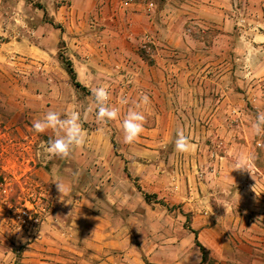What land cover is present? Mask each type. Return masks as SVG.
Here are the masks:
<instances>
[{
	"label": "crops",
	"instance_id": "1",
	"mask_svg": "<svg viewBox=\"0 0 264 264\" xmlns=\"http://www.w3.org/2000/svg\"><path fill=\"white\" fill-rule=\"evenodd\" d=\"M146 1L151 11L144 0L127 6L123 0H0V107L8 91L14 101L23 90L53 98L62 89L75 98L79 88L58 69V46L64 44L86 95L107 85L111 93L149 97L142 105L144 126L155 127L157 135L143 141L159 149L172 142L175 163L167 173L159 161L154 172L155 150H143L139 168L132 144L120 142L124 172L147 180L148 195L170 208L142 231L148 241L140 250L121 240L108 243L116 250H103V235L113 232L74 216L84 228L86 249L23 250L19 264H264V169L249 165L264 142L252 128L264 114V0ZM147 40L152 52L143 57ZM67 104L71 108L75 101ZM179 131L191 151L175 149ZM5 134L0 130V138ZM210 142L222 147L207 168L198 164L206 162ZM231 159H244L246 169H234ZM118 201L112 198V205ZM11 253L1 252L0 264Z\"/></svg>",
	"mask_w": 264,
	"mask_h": 264
},
{
	"label": "rangeland",
	"instance_id": "2",
	"mask_svg": "<svg viewBox=\"0 0 264 264\" xmlns=\"http://www.w3.org/2000/svg\"><path fill=\"white\" fill-rule=\"evenodd\" d=\"M58 47V69L68 75L66 66L59 57L62 54L66 58L64 44H59ZM142 53L145 56L148 52L142 49ZM32 66L37 67L36 64ZM42 66L36 70L40 76L45 72ZM29 77L30 73L25 74L22 81L25 90L30 86ZM76 92L74 98V95L61 89L59 95L48 98L46 94L37 92L30 95L23 90L21 96L17 94L14 101L10 100L13 94L8 91L6 102L0 107V119L5 121L0 130L6 132V136L0 138V253L11 251L13 254H10L11 259L5 261L6 264H19L17 257H20L23 250L86 249L84 228L75 224L74 216H84L86 226L97 224L103 231L113 232L103 235L102 241L107 244L103 246V250H116L108 243L113 241L116 244L120 240L124 241L128 249L140 250L144 242L148 241H144L142 236L145 227L162 215L169 214L167 210L170 208L166 209L161 205H165V202L158 195H150L149 201L145 202L143 194L147 193V180L131 177L130 173L124 172L120 159L122 153H119L122 150L120 142H124L121 126H112L111 120H98L93 94L86 95V91L80 88ZM109 93L108 104L117 107L121 117L139 99L136 96ZM122 97L128 98V105L119 103ZM69 100L75 101L71 108L67 104ZM139 110L143 111L142 105ZM48 111L60 113L62 119L72 111L79 114L86 143L72 150L68 157L50 156L46 147L54 138V133L51 130L37 133L32 128V123L41 119ZM12 124L15 126H10ZM155 129L144 126V132L135 142L130 143L134 152L132 161H138V167L141 168L142 157L138 154L143 150H155L152 153L155 154L154 158L151 157L150 160L152 171L158 173V163L161 161L160 168H166L167 173H170L175 166L169 157L173 143L165 149H159L143 141L148 140L149 136L153 138L157 135L153 132ZM102 136L107 145L102 144ZM206 146L209 152L207 160L198 165L212 168L218 160L216 153L221 154L218 150L222 145L210 142ZM257 148L258 159L252 160L253 164L249 165L264 169V142L257 145ZM115 156L118 158L115 159ZM236 161L230 160L233 166ZM253 180L248 182L254 184ZM56 183L67 187L69 191L60 193ZM110 184L115 187L113 191L107 187ZM261 197L264 198V195ZM112 198L120 200L118 207L112 205ZM22 210H26L33 221L17 220V215ZM233 213L237 217L239 210ZM262 223L259 226L264 229V221ZM15 224L19 225V231H16L18 226ZM117 234L120 238H115ZM207 259L206 256L204 263Z\"/></svg>",
	"mask_w": 264,
	"mask_h": 264
},
{
	"label": "clouds",
	"instance_id": "3",
	"mask_svg": "<svg viewBox=\"0 0 264 264\" xmlns=\"http://www.w3.org/2000/svg\"><path fill=\"white\" fill-rule=\"evenodd\" d=\"M93 96L97 105V119L100 121H119L123 139L125 143L135 142L139 136L144 132L145 114L140 111L141 105H148L150 103L147 95H141L138 101L133 102V106L129 107L120 119V110L117 107L108 104L110 93L107 85H103L93 89ZM121 105H128L129 100L122 97ZM32 128L37 133H45L51 130L54 133V138L51 139L46 147V151L50 156H57L61 158L68 157L72 150L82 147L86 143V137L80 123L79 114L72 111L61 118L60 113L55 111H48L41 119H37L32 123ZM252 128L254 134L264 135V114L257 116ZM193 145L182 131L177 133L175 140V149L180 153L189 152ZM250 158V157H248ZM234 169H246L245 160H237ZM60 193L68 192L69 189L62 184L56 183ZM16 231H19V225Z\"/></svg>",
	"mask_w": 264,
	"mask_h": 264
},
{
	"label": "trees",
	"instance_id": "4",
	"mask_svg": "<svg viewBox=\"0 0 264 264\" xmlns=\"http://www.w3.org/2000/svg\"><path fill=\"white\" fill-rule=\"evenodd\" d=\"M141 55L144 57L143 53H141ZM59 57L63 61L64 65L66 66L67 73H68L70 80H71L72 84L74 85V87L80 88L81 90L85 91V88L81 87L80 84L75 81V73L72 69L71 63L68 60H66L62 56V54H59ZM150 197H151L150 195L143 194V198H144L145 202H148ZM195 244L200 249V251L202 253V261H205L206 260V253L204 251V248L198 243L197 240L195 241Z\"/></svg>",
	"mask_w": 264,
	"mask_h": 264
},
{
	"label": "built area",
	"instance_id": "5",
	"mask_svg": "<svg viewBox=\"0 0 264 264\" xmlns=\"http://www.w3.org/2000/svg\"><path fill=\"white\" fill-rule=\"evenodd\" d=\"M134 2V0H123V4L124 5H129L132 4ZM144 4L146 7V11H151L153 4L151 2H148L146 0H144ZM148 43L150 44V41H146L145 45L142 46V49H144L146 52H152V48L150 46H148ZM17 220H21L22 222H31L33 221L31 216L28 214V212L26 210H22L21 212L18 213L17 215Z\"/></svg>",
	"mask_w": 264,
	"mask_h": 264
}]
</instances>
